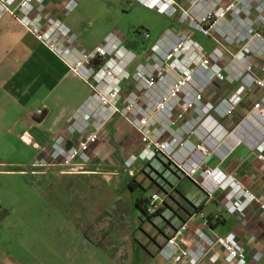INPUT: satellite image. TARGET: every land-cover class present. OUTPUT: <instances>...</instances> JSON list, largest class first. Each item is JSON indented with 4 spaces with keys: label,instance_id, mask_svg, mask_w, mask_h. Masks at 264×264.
Here are the masks:
<instances>
[{
    "label": "built area",
    "instance_id": "2783aa9c",
    "mask_svg": "<svg viewBox=\"0 0 264 264\" xmlns=\"http://www.w3.org/2000/svg\"><path fill=\"white\" fill-rule=\"evenodd\" d=\"M48 1L0 0V20L9 15L19 21L82 77L93 95L68 120L67 136H58L23 174H89L98 160L94 149L112 148L108 127L121 117L143 140L121 171L133 176L140 162L159 160L208 198L222 194L228 215L245 219L256 209L264 221L262 198L210 165L214 158L224 163L242 145L264 165V0H188V6L175 0H132L215 43L208 50L192 32L168 30L141 64L127 40L115 33L92 51L79 46L71 29L48 15ZM80 1L64 0L63 17H70ZM143 37L152 39L148 31ZM163 202L154 194L149 215H156ZM197 218L203 228L193 232ZM160 256L166 264H202L207 258L214 264H248L237 236L216 233L203 213L176 227Z\"/></svg>",
    "mask_w": 264,
    "mask_h": 264
},
{
    "label": "rangeland",
    "instance_id": "374dc122",
    "mask_svg": "<svg viewBox=\"0 0 264 264\" xmlns=\"http://www.w3.org/2000/svg\"><path fill=\"white\" fill-rule=\"evenodd\" d=\"M175 1L188 6V0ZM70 24L77 44L89 47L110 33L139 41L136 32H150L146 49L136 52L139 64L168 30L192 32L208 50L215 47L203 34L180 27L175 20L132 0H81ZM128 87L126 92H130ZM126 128L136 139L135 145L141 146L140 135ZM135 150L137 146L125 151L124 157ZM153 168L157 173L147 164L135 166L133 176L119 170L109 176L47 174L33 178L6 173L12 169L0 167V264H165L160 251L178 226L171 210L178 209L177 202L184 203L173 189L188 197L196 190L191 182H180L170 174L163 162L154 161ZM132 181L146 191L149 201L154 194L161 195L164 202L154 217H143L136 208V195L127 189ZM214 205L211 201L208 214ZM5 212L8 215L1 219ZM220 230L218 234L223 235L224 228Z\"/></svg>",
    "mask_w": 264,
    "mask_h": 264
},
{
    "label": "crops",
    "instance_id": "0c3cea01",
    "mask_svg": "<svg viewBox=\"0 0 264 264\" xmlns=\"http://www.w3.org/2000/svg\"><path fill=\"white\" fill-rule=\"evenodd\" d=\"M180 1L183 3V0ZM63 4L64 0H49L46 3L48 15L61 20L76 36L75 29L70 24L72 15L68 18L62 15ZM104 40H100L94 47L83 46L79 42L78 45L92 51L102 45ZM92 95L89 84L19 21L9 15L0 20V167L12 169L4 172L38 178L36 176L39 175H26L23 171L49 149L58 136H67L68 120L83 108ZM39 109L44 110L43 116L37 115ZM127 125L134 131V135H139L125 120L115 118L108 127L112 148L104 144L95 148L94 154L98 160L89 166L90 173L84 176L116 173L122 170L130 155L141 149L142 145H135L136 139L128 132ZM192 141L196 143V139ZM136 146L137 150L125 158L124 152ZM140 165L147 163L140 162L137 166ZM210 165L220 166L264 201V165L246 146L238 147L224 163L220 164L214 158ZM167 171L180 182H191L190 186L196 192L191 197H186L196 205L204 204L202 213L206 217L220 215L223 218L224 224L217 226L214 231L218 233L223 227V235L234 233L246 249L248 264H264V221L256 209L245 219L228 215L222 194H217L212 199L206 198L193 181L181 177L171 169ZM211 201L215 205L212 213L208 214L206 211ZM190 217L187 216V220ZM175 219L178 226L183 223L176 216ZM201 228L203 223L197 218L191 231ZM254 236L257 239L253 243L251 240ZM207 264L214 263L208 258ZM216 264L225 263L221 261Z\"/></svg>",
    "mask_w": 264,
    "mask_h": 264
},
{
    "label": "trees",
    "instance_id": "16d2710c",
    "mask_svg": "<svg viewBox=\"0 0 264 264\" xmlns=\"http://www.w3.org/2000/svg\"><path fill=\"white\" fill-rule=\"evenodd\" d=\"M136 34L138 36H140V40L139 41H135V40L128 39L127 47L132 49V50H134V51H136V52H138L140 50L143 51V50L146 49L148 41H146L144 39L143 33H140L138 31V32H136ZM163 164L165 165L166 170H170L169 165L165 164L164 162H163ZM148 165H149V167L151 169H153V171L155 173H157V171L152 167L151 164H148ZM161 179L164 180L165 182L168 181V179H165L163 177H161ZM158 186L161 187L160 184ZM171 186L174 188V185L171 184ZM127 189H129L134 195H136L135 196V198H136V200H135L136 208L139 210L141 215L143 217H147V218L154 217L155 215L151 216L148 213V206L150 204V201L146 199V191L144 189H142V187L140 185H137L134 181L129 182L127 184ZM140 190H143L144 192L141 193ZM173 190L184 200V203L177 202L178 209L176 211L171 210L172 213L177 218H179L182 222H186L187 221V216H193L196 213H202V211L204 210V204H201L200 206H197L196 204L192 203L178 188H174ZM6 215H8V212H5L3 214V216L1 217V219H4L6 217ZM222 219L223 218L220 217V215H218V218H216L213 215L210 216L208 218V220H209L211 228L215 229L217 226H220V225L224 224V221Z\"/></svg>",
    "mask_w": 264,
    "mask_h": 264
}]
</instances>
